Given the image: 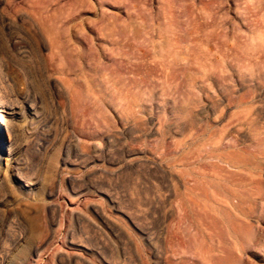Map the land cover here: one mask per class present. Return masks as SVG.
I'll use <instances>...</instances> for the list:
<instances>
[{"label": "rangeland", "instance_id": "obj_1", "mask_svg": "<svg viewBox=\"0 0 264 264\" xmlns=\"http://www.w3.org/2000/svg\"><path fill=\"white\" fill-rule=\"evenodd\" d=\"M11 2L0 264H264V0Z\"/></svg>", "mask_w": 264, "mask_h": 264}, {"label": "bare ground", "instance_id": "obj_2", "mask_svg": "<svg viewBox=\"0 0 264 264\" xmlns=\"http://www.w3.org/2000/svg\"><path fill=\"white\" fill-rule=\"evenodd\" d=\"M21 1L22 0H12V2L11 3H13V4H20L21 3ZM36 1V0H35ZM38 1V0H37ZM40 1V0H39ZM32 3H35V5H36V2H32ZM41 3V2H40ZM10 5V4H9ZM31 5H34V4H31ZM38 5V4H37ZM33 8V7H32ZM36 9H34V11H35ZM35 14H36V12H34ZM33 13V14H34ZM28 15H29V13H28ZM31 15V14H30ZM29 15V16H30ZM38 15V14H37ZM45 19L46 18H44L43 17V15H39V16H33V17H28V21H29V23L32 25V26H34L36 29H38V30H40V29H44V27H43V24H44V21H45ZM52 20V19H51ZM260 35V34H259ZM260 37V36H259ZM249 45V44H248ZM253 45V44H252ZM234 46V45H233ZM264 51V50H263ZM256 52H257V50H256ZM251 53V52H250ZM257 54V53H256ZM255 59H257V58H255ZM251 62V61H250ZM254 65V64H253ZM0 106H2L1 104H0ZM1 110V109H0ZM3 115V114H2ZM2 115H1V117H2ZM1 117H0V120H1ZM2 145L3 144H5V140L3 139V141H2V143H1ZM1 145V146H2ZM0 151H1V148H0Z\"/></svg>", "mask_w": 264, "mask_h": 264}, {"label": "water", "instance_id": "obj_3", "mask_svg": "<svg viewBox=\"0 0 264 264\" xmlns=\"http://www.w3.org/2000/svg\"><path fill=\"white\" fill-rule=\"evenodd\" d=\"M3 128H4V127H3V124L0 122V148H1L0 154L6 156V149H5V147L3 148V147L1 146V143H2V139H3V137L6 139L5 135H3L4 130H3V132H2V129H3Z\"/></svg>", "mask_w": 264, "mask_h": 264}]
</instances>
